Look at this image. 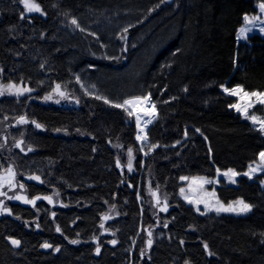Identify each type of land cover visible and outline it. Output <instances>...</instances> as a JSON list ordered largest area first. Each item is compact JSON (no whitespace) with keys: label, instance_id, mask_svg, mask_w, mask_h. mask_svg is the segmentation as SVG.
Segmentation results:
<instances>
[{"label":"trees","instance_id":"obj_1","mask_svg":"<svg viewBox=\"0 0 264 264\" xmlns=\"http://www.w3.org/2000/svg\"><path fill=\"white\" fill-rule=\"evenodd\" d=\"M33 2L41 11L28 14L19 0H0V81L31 89L0 98V135L10 149L17 131L25 141L8 152L0 144V168L13 165L18 196L34 201L11 199L0 214V264H264L261 177L217 188L222 202L252 206L247 215H201L179 197L182 177L244 174L264 152V133L224 91H264V37L238 40L244 17L264 0ZM109 4L134 20L93 46L102 57L81 38L60 42L65 20L88 21ZM56 95L66 99L52 102ZM142 96L157 113L145 150L133 115L113 106ZM152 191L170 206L159 229Z\"/></svg>","mask_w":264,"mask_h":264},{"label":"rangeland","instance_id":"obj_2","mask_svg":"<svg viewBox=\"0 0 264 264\" xmlns=\"http://www.w3.org/2000/svg\"><path fill=\"white\" fill-rule=\"evenodd\" d=\"M262 3L264 2H259L257 4L258 13L256 15H253V16L247 15L250 18L258 16L260 19L257 21H253V23H248L247 21L244 22V24L240 27V29L241 28L245 29L244 34L243 35L240 34V29L238 31L239 42L246 41L248 37L254 34H260L264 37V32L260 30L261 28H264V13H262L259 8V5ZM119 7L118 6L112 7V5L110 4L104 5L103 9L97 12H94L89 17L90 19L88 21L86 19L80 20L78 18H70L68 20H65V22H63L61 25L60 33L61 34L63 33V35L59 36L60 42L67 44L66 42L70 40L73 41V38H81L87 43L88 42L92 43L90 46H88L89 47L88 50L90 52H92L95 56L102 57L104 52L96 53L93 49V46L99 45L100 40L102 38H105L107 41L110 42V39L116 38L117 31L119 28L124 26L123 27L124 29L125 27L130 25L132 21L134 20V17L131 15V12H125L124 10L121 9L122 7L120 8ZM34 12L35 11L31 13H34ZM26 13L29 14L27 10H26ZM72 20H76L79 27H77L76 24H73ZM104 47H106V43H104V45L102 46V48L105 50ZM39 56H41L40 52L39 54L36 55V57L38 58ZM80 81H82L81 78H80ZM80 83H82L83 85H86L85 82H80ZM23 89H29V87L26 86L23 82H20L19 84H16L14 82L7 84V83H3L0 81V92H3V95H0V98L20 97L30 92V91H23ZM88 89H90L89 86H88ZM18 90H20L19 94H17ZM93 91L96 93H99L98 92L99 88L95 87ZM245 92H248V91H245ZM231 96L235 98L236 100L235 104H239L241 107H244L245 104L248 103L247 98L244 100H241L240 97L238 96H234V95H231ZM142 97H145V96H142ZM148 97H149L148 103L141 104V106H143L145 110L143 113L139 111L138 105H136L135 108H133L132 106H128V109L133 111V117L135 118L136 123H137V117H139V123H137V126H138L137 136L141 137V139H139L138 142L140 143V145L142 146L144 150H145L146 144L149 142L148 136H147L148 126L157 116L156 108L151 107L153 102L151 101L150 96ZM60 98H58V96L56 95L53 98L52 102L63 103L64 100L66 99V97L62 99ZM135 98L136 97H132L127 100L135 99ZM251 102H252V107L248 108V116H255L257 118V122H253L251 119L247 118L243 112H239L235 108L234 109L244 119L249 120L253 125L261 129L259 121H264V115L257 112V108L260 107L261 109L264 110V105L257 103L255 97L251 98ZM149 121L151 122L149 123ZM20 124L16 125L17 129H19ZM262 132L264 133V131ZM144 137H146V139ZM12 139H13L11 140L12 147L10 149V147L8 146L9 140L5 138L4 134L0 135V144L4 146L2 148L4 152H8L7 151L8 149L12 150L15 146L23 148V149L25 148L24 147L25 141L19 138L18 131L16 132L14 138ZM27 165H30L31 167H33V166H36V163L27 162ZM250 167L252 169H255V171L250 172ZM9 169H11L12 172L15 174L14 177L9 175V172H8ZM227 171L228 170L219 171L217 176L213 178L206 177V176H184V177H187V179H182L183 178L182 177L181 178L182 186L179 191V197L186 204L192 206L195 209V211L201 215L214 213L218 215L242 216V215L249 214L252 211V206L250 207V210L246 212L239 211L240 205L238 204V201H243L245 204L249 205L247 202H245L242 199H238V200L232 201L227 204L220 200L218 193H217V188L221 185V183L225 182L229 185H237V182L240 176L244 175V174L238 173L237 171L233 170L236 173H238V175L233 176L230 179L228 176L223 175V173ZM246 173H250V174L244 175V176L250 178L251 180H254L257 177H261L260 183H261V186L264 188V161L260 159V156L256 162L249 165V168L246 171ZM33 177H36V176H30L27 179L33 180ZM233 180L235 181V183L232 182ZM208 181H211V183H209ZM21 184H23V182L17 179V173L13 165L11 166L3 165L0 168V193H3V194H0V214H3L4 212H8L6 209H4V207L7 206L6 203L11 200L9 199L11 195L15 194V196H18L20 194V191H22V187H20ZM5 195L7 197H5ZM151 195H152L153 210H154L153 218L155 220L153 224H154V228L159 229L161 228L159 225V221L162 215L164 216L166 212L169 211L170 206H169L168 200H166V198L160 195L158 191H152ZM221 206H223L224 208L232 206V207H235L237 211H231V212L219 211L218 212L217 208ZM109 220H110L109 216L107 217V219H104V222L102 223L103 227L101 228V235H106L109 233V230L107 229ZM140 232H142V230H140ZM149 233H151V235H149ZM153 236L154 235L152 231H149V230L146 231L145 248L147 250L150 249V247L153 244V239H154ZM149 241H151V244H149Z\"/></svg>","mask_w":264,"mask_h":264},{"label":"snow or ice","instance_id":"obj_3","mask_svg":"<svg viewBox=\"0 0 264 264\" xmlns=\"http://www.w3.org/2000/svg\"><path fill=\"white\" fill-rule=\"evenodd\" d=\"M19 2L23 3L25 9L29 13H31L33 11H35V12H40L41 11L40 6L38 4H36V3H34L33 0H19ZM259 8H260V11L262 13H264V3L260 4ZM244 19L248 23H253V21H257L260 18L258 16L257 17H251V18L248 17V16H245ZM72 23L76 24L77 27H79V25L77 24L76 20H72ZM260 30L262 32H264V28H261ZM125 31H127V29H125ZM244 32H245V29L241 28L240 29V34L243 35ZM57 88H59V85H57ZM19 91L20 90H18L17 94H19ZM23 91H31V89H23ZM224 91L228 92L231 95L240 97L241 100H244V99L247 98L248 99V103L245 104L244 107H241L239 104L232 105V107H234L239 112H243L245 114V116L247 118L251 119L253 122H257V118L255 116H248V108L252 107L251 98H253V97L256 98V102L257 103H259L261 105H264V92H258V91L245 92L244 89L242 87H240V86L234 87L232 89L224 88ZM0 95H3V92H0ZM61 95H63V93H61ZM148 101H149V97L148 96L136 97L135 99L125 100L122 104H115L113 106L117 107V108L125 109L126 111H128V115L132 116L133 115V111L129 110L128 106H132L133 108H135L136 105L147 104ZM105 102L108 103L109 101L105 100ZM151 107L155 108V104H152ZM23 122H25V121H24L23 118H21V123H23ZM150 122L151 121H149V123ZM137 123H139V117H137ZM259 123H260L261 130L264 131V121H259ZM36 127H40V125L37 124ZM144 138L146 139V137H144ZM137 139L139 140V139H141V137L137 136ZM29 151H31V149H29ZM259 155H260V159L262 161H264V152H261ZM129 156H131V150H129ZM129 170H131V161H129ZM217 171H219V169H217ZM251 171H255V169H252L250 167V172ZM8 172H9L10 176L14 177L15 174L12 172L11 169H9ZM249 174L250 173H244V175H249ZM223 175L228 176L231 179V177L238 175V173H236L235 171L229 169L227 172L223 173ZM33 179H37L38 180L39 177H33ZM182 179H187V177H183ZM208 182L211 183V181H208ZM232 182L235 183L234 180ZM20 187H23V185L21 184ZM181 191H183V190H181ZM0 194H3V193H0ZM9 199H25L26 203H34V201H30V200H27L26 198H22V197H19V196L9 197ZM37 199H39V197H37ZM46 199H48L49 202L51 203V197H46ZM238 204L240 205V208H239L240 212H246V211L250 210L251 206L245 204L243 201H238ZM217 211L218 212L219 211L231 212V211H237V209L235 207H232V206H229L227 208H224L223 206H221V207L217 208ZM105 219H107V217H105ZM101 227H103V225H101ZM57 231H59V228H57ZM149 235H151V233H149ZM12 243L14 245H19L20 241L13 240ZM72 243H77V241H72ZM112 243H115V241H112ZM149 244H151V241H149ZM42 246L45 247V248L51 247V245H49L47 243H45ZM205 247H207V245H205ZM56 251H59V249L57 248ZM97 253H99V248H97Z\"/></svg>","mask_w":264,"mask_h":264},{"label":"bare ground","instance_id":"obj_4","mask_svg":"<svg viewBox=\"0 0 264 264\" xmlns=\"http://www.w3.org/2000/svg\"><path fill=\"white\" fill-rule=\"evenodd\" d=\"M138 108H139V111L142 112V113L145 111L143 106H141V105H138Z\"/></svg>","mask_w":264,"mask_h":264}]
</instances>
